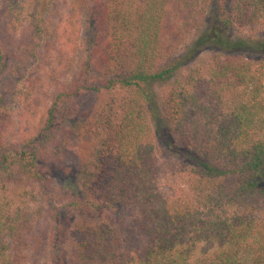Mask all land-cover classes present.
Returning a JSON list of instances; mask_svg holds the SVG:
<instances>
[{
	"label": "trees",
	"instance_id": "trees-1",
	"mask_svg": "<svg viewBox=\"0 0 264 264\" xmlns=\"http://www.w3.org/2000/svg\"><path fill=\"white\" fill-rule=\"evenodd\" d=\"M60 1L56 37L55 0H31L25 35L0 42V264H264V41L240 35L264 0ZM19 6L0 0L15 31ZM204 50L207 78L157 91ZM34 68L47 99L20 126ZM63 119L88 153L56 198L50 167L78 158ZM159 154L188 189H159Z\"/></svg>",
	"mask_w": 264,
	"mask_h": 264
},
{
	"label": "rangeland",
	"instance_id": "rangeland-1",
	"mask_svg": "<svg viewBox=\"0 0 264 264\" xmlns=\"http://www.w3.org/2000/svg\"><path fill=\"white\" fill-rule=\"evenodd\" d=\"M18 2L20 4L19 7L22 13L19 15L15 14L20 21V25L17 26L16 31L11 29V26L8 25L6 17L3 16L0 18V42L4 47L17 45L21 37L26 33L29 15L32 10V2L31 0H18ZM50 8L51 13L48 16V20L53 31V33L51 32V36L56 37L55 31L60 25L62 18L65 16V11L60 0H55L53 6ZM18 24L19 23H16V25ZM234 34L235 31H232V35ZM240 35L242 38L251 37L258 39L259 41H264V28L259 29L257 32L242 31ZM194 37L195 36L190 37L186 44L179 48L177 56H181L183 53H185L186 47L189 45L191 40L194 39ZM213 53V51L204 50L203 52L196 55L192 60L183 65L180 73L173 80L169 81L164 86L160 85L157 88V91L161 93L165 92L175 82H184L192 75L198 74L207 78ZM253 57L255 56H250V58ZM36 75H38V69L34 68L29 72L23 86L21 87V96L19 97L12 112V116L15 119L17 125H23L27 118L38 114L41 110V106L46 102L45 100L47 98L45 97V93L47 94V90L42 88V86L39 84V81L36 80ZM63 120L65 125L62 127V129H66L68 125L67 119ZM68 131L69 128L66 129V133L68 134V138H70L71 143H73V145H77L75 151L78 154V158H74L70 163H61L59 166L52 165L50 167L51 175L48 177L50 183L49 186L44 187V190L47 191L48 195L53 194L56 198H59V196L62 195L63 192L68 188L72 191L77 187L79 182L77 179L75 180L76 177H73V174L68 177L66 176V172L69 171L73 173V170L77 168L80 162L82 163V161L85 160L88 153V147L84 143L85 140H83L82 137L71 136V133ZM159 166L160 171L158 174L157 185L163 193L172 196L179 187L188 189L189 183L187 182V178H185L186 174H184L179 169V164L177 161L170 160L164 155L159 154ZM34 190V192L37 194V197L40 198L38 188L35 187ZM47 209H49V207ZM130 217L131 214L129 213V210L121 209L115 218V221H118L122 218L130 219Z\"/></svg>",
	"mask_w": 264,
	"mask_h": 264
}]
</instances>
